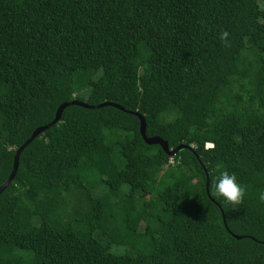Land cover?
<instances>
[{"label": "trees", "instance_id": "1", "mask_svg": "<svg viewBox=\"0 0 264 264\" xmlns=\"http://www.w3.org/2000/svg\"><path fill=\"white\" fill-rule=\"evenodd\" d=\"M72 101L122 110L69 105L23 148L0 264H264V0H0V185Z\"/></svg>", "mask_w": 264, "mask_h": 264}, {"label": "water", "instance_id": "2", "mask_svg": "<svg viewBox=\"0 0 264 264\" xmlns=\"http://www.w3.org/2000/svg\"><path fill=\"white\" fill-rule=\"evenodd\" d=\"M69 105H77V106H81V107H86V108H101V107H104V106H112V107H115L117 109H120L122 110L121 107H119L118 105H115V104H112L110 102H104V103H101L99 104L98 106H87L86 104L84 103H81V102H77V101H72L70 103H63L61 104L56 112H55V115H54V119L47 125L45 126H42V127H38L36 128L31 136L29 137L28 140H26L19 148L16 149L15 151V154H14V157H13V163H12V170H11V173L9 174V176L7 177V179L5 181L2 182V184L0 185V193L4 190V188L12 181L13 177H14V173H15V170L17 168V163H18V158H19V155L21 153V151L23 150V148L25 146H27L35 137H37L40 133H42L45 129L51 127L53 124L57 123L60 119V115H61V112L63 111V109ZM135 116L138 117L139 119V133L144 141V143L148 146H152V145H157L159 146L162 151L169 157H173L176 155V153L181 150V149H188L192 152H194L193 148L191 146H186V145H178L177 147H175L174 149H169L168 148V145H167V142L163 141L162 139H160L159 137H147L145 135V122H144V119L141 115H139L137 112L133 113ZM200 165L202 166L204 172H205V175H206V182H205V189H206V192L208 191V178H207V171L205 169V167L200 163ZM223 219V217H222ZM224 225H225V222L223 221ZM225 228H226V225H225ZM227 229V228H226ZM238 238V237H236Z\"/></svg>", "mask_w": 264, "mask_h": 264}, {"label": "clouds", "instance_id": "3", "mask_svg": "<svg viewBox=\"0 0 264 264\" xmlns=\"http://www.w3.org/2000/svg\"><path fill=\"white\" fill-rule=\"evenodd\" d=\"M229 33L224 31L219 33L220 41L226 42ZM54 119V118H53ZM207 144L206 147H210ZM211 196L223 204L235 207L240 205L246 195V186L242 185L235 173L226 170H218L210 181ZM256 198L258 203L264 204V188L256 190Z\"/></svg>", "mask_w": 264, "mask_h": 264}]
</instances>
